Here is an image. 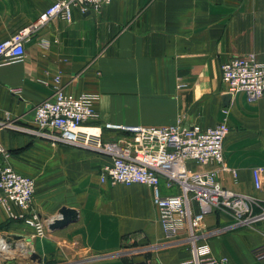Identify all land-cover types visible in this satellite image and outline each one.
<instances>
[{
	"label": "crops",
	"instance_id": "1",
	"mask_svg": "<svg viewBox=\"0 0 264 264\" xmlns=\"http://www.w3.org/2000/svg\"><path fill=\"white\" fill-rule=\"evenodd\" d=\"M56 1L0 0V42L34 23ZM248 54L264 62V0H114L99 12L75 11L69 24L47 23L28 39L24 61L0 66V121L10 117L15 126L32 129L35 108L53 95L57 76L68 93L100 96L99 118L87 125L99 128L106 139L114 135L105 130L108 123L164 127L182 118L187 126L212 127L227 107L230 133L224 152L238 179L226 172L219 180L264 203V187L257 192L252 177L254 168L264 167V98L250 102L239 93L225 101L221 80L224 62ZM180 84L187 87L179 89ZM0 143L17 171L33 177L35 170L24 165L39 167L33 177L35 212L52 219L60 218L63 207L78 212L77 222L38 238L0 210V233L26 234L28 248L41 258L34 264L190 260L187 241L165 239L150 187L101 182L99 170L107 156L19 129L0 128ZM231 223L228 212H217L205 218L204 227ZM208 242L230 264H264L250 255L264 242V222Z\"/></svg>",
	"mask_w": 264,
	"mask_h": 264
},
{
	"label": "built area",
	"instance_id": "2",
	"mask_svg": "<svg viewBox=\"0 0 264 264\" xmlns=\"http://www.w3.org/2000/svg\"><path fill=\"white\" fill-rule=\"evenodd\" d=\"M113 1L57 0L34 23L0 42V66L24 61L28 39L47 23L61 20L69 24L75 11L99 12ZM221 72L226 94L243 93L250 102L264 98V62L255 54L231 58L222 64ZM53 89V95L36 106L32 129L15 126L10 117L6 122L0 121V128L19 129L54 143L107 156L109 160L99 170L102 183L150 187L165 239L185 240L191 246L192 255L185 264H230L226 257L215 255L208 240L264 222V205L259 198L229 190L219 180L220 174L226 172L238 179V172L227 166L224 152L230 133L229 108L223 109V121L212 127L187 126L182 120L164 127L108 123L105 130L117 136L106 139L99 128L87 125L99 118L98 94L68 93L62 88L61 76L54 79ZM0 157V210L8 220L22 223L33 229L35 237L44 238L55 219L34 210L36 180L9 163V154L1 143ZM252 177L255 190L262 191L264 167L254 168ZM175 189L177 193H164ZM257 207L261 209L259 213L255 212ZM217 212H228L232 223L226 228L206 229L205 218ZM14 235L0 233V249L12 251V255L0 254V260L15 256L19 248L23 254L26 249L29 255L33 252L28 248L27 237L21 243ZM250 255L257 262H264V242L251 248Z\"/></svg>",
	"mask_w": 264,
	"mask_h": 264
},
{
	"label": "water",
	"instance_id": "3",
	"mask_svg": "<svg viewBox=\"0 0 264 264\" xmlns=\"http://www.w3.org/2000/svg\"><path fill=\"white\" fill-rule=\"evenodd\" d=\"M231 95L227 94L225 97V101L230 100ZM78 221V212L75 209L63 207L60 210V218L55 219L49 226L48 229L50 231L62 230L67 228L70 224ZM14 238L17 240H22L25 236L22 235H14ZM30 261L33 263H40L41 258L34 251L31 252Z\"/></svg>",
	"mask_w": 264,
	"mask_h": 264
},
{
	"label": "rangeland",
	"instance_id": "4",
	"mask_svg": "<svg viewBox=\"0 0 264 264\" xmlns=\"http://www.w3.org/2000/svg\"><path fill=\"white\" fill-rule=\"evenodd\" d=\"M231 59V58H230ZM229 59V60H230ZM227 62V61H226ZM225 63V62H224ZM222 66V65H221ZM221 80H222V72H221ZM187 87V85H185V84H180V85H178V88L179 89H183V88H186ZM222 87H223V89H224V86H223V83H222ZM222 113H223V110H222ZM182 119V118H181ZM180 119V120H181ZM223 119H224V115H223ZM183 121V120H182ZM223 121V120H222ZM114 135H113V138H115L116 136H117V134H115V133H113ZM226 142V141H225ZM26 168H29V170L30 169H32V170H35V171H33L32 172V176L33 177H35L36 178V176H37V170L39 169V167L37 166V165H35V164H33V165H30L29 164V162L27 161L26 162V164L24 165ZM27 174H29V173H27ZM263 203V202H262ZM263 205H264V203H263ZM261 211V209L259 208V207H257V208H255V212L256 213H259ZM24 236H26V234H24ZM19 242H21V243H25V241H23V240H18ZM23 245H25V244H23ZM26 251V254H23L22 253V251H21V249L19 248V249H17L16 250V255L15 256H13V257H11V258H8V259H5V260H0V264H5V263H7V262H9V261H17V262H20V263H22V264H31V263H33V262H31L30 261V253H28V251H27V249L25 250ZM23 256V257H22ZM34 264V263H33Z\"/></svg>",
	"mask_w": 264,
	"mask_h": 264
},
{
	"label": "bare ground",
	"instance_id": "5",
	"mask_svg": "<svg viewBox=\"0 0 264 264\" xmlns=\"http://www.w3.org/2000/svg\"><path fill=\"white\" fill-rule=\"evenodd\" d=\"M88 131H91V130L88 129ZM22 247H23V246H22ZM1 252H4V253H1ZM11 252H12V251H7V250L2 251V249H0V254H8V255H12Z\"/></svg>",
	"mask_w": 264,
	"mask_h": 264
}]
</instances>
